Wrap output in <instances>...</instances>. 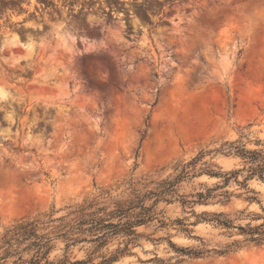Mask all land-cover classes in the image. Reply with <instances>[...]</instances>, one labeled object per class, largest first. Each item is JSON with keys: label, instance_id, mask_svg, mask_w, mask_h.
<instances>
[{"label": "rangeland", "instance_id": "374dc122", "mask_svg": "<svg viewBox=\"0 0 264 264\" xmlns=\"http://www.w3.org/2000/svg\"><path fill=\"white\" fill-rule=\"evenodd\" d=\"M0 93V236L197 159L133 241L48 260L264 264V0H0Z\"/></svg>", "mask_w": 264, "mask_h": 264}, {"label": "trees", "instance_id": "16d2710c", "mask_svg": "<svg viewBox=\"0 0 264 264\" xmlns=\"http://www.w3.org/2000/svg\"><path fill=\"white\" fill-rule=\"evenodd\" d=\"M196 160L183 166L172 181L166 179L144 184L140 189H128L127 197L115 200L112 207L93 199L77 206L66 216L51 219L49 214L46 217L48 221L20 223L5 230L0 236V264H6L8 259H12L10 264H86L85 261L71 262L68 256L57 262L49 261L53 242L58 240L64 243L66 251L70 246L82 242L103 246L109 239L119 236L127 238V245L137 236L135 228L153 220L156 205L161 201H170L169 198L175 193L174 187L192 173L186 168ZM208 175L217 176L212 172H208ZM198 197L202 198L201 193Z\"/></svg>", "mask_w": 264, "mask_h": 264}, {"label": "bare ground", "instance_id": "6f19581e", "mask_svg": "<svg viewBox=\"0 0 264 264\" xmlns=\"http://www.w3.org/2000/svg\"><path fill=\"white\" fill-rule=\"evenodd\" d=\"M22 46L27 48L28 45L27 46L26 45H22ZM0 97H1L0 99L4 98L5 97L4 93H0Z\"/></svg>", "mask_w": 264, "mask_h": 264}]
</instances>
